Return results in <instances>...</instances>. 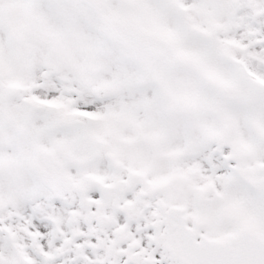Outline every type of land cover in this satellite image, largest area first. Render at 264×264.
I'll use <instances>...</instances> for the list:
<instances>
[{"label":"snow or ice","instance_id":"6c2138e0","mask_svg":"<svg viewBox=\"0 0 264 264\" xmlns=\"http://www.w3.org/2000/svg\"><path fill=\"white\" fill-rule=\"evenodd\" d=\"M0 264H264V0H0Z\"/></svg>","mask_w":264,"mask_h":264}]
</instances>
